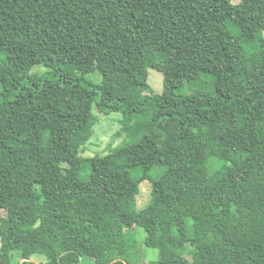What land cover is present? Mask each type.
Listing matches in <instances>:
<instances>
[{
    "label": "trees",
    "instance_id": "obj_1",
    "mask_svg": "<svg viewBox=\"0 0 264 264\" xmlns=\"http://www.w3.org/2000/svg\"><path fill=\"white\" fill-rule=\"evenodd\" d=\"M0 53V264H129L137 228L152 264H264V0H0ZM93 109L129 142L83 158Z\"/></svg>",
    "mask_w": 264,
    "mask_h": 264
},
{
    "label": "rangeland",
    "instance_id": "obj_2",
    "mask_svg": "<svg viewBox=\"0 0 264 264\" xmlns=\"http://www.w3.org/2000/svg\"><path fill=\"white\" fill-rule=\"evenodd\" d=\"M6 60L7 55L5 53H0V62ZM51 72L52 70L49 68L38 65L32 68L31 74L53 78L54 75ZM75 75L81 80V83H87L91 86H97L101 82V75L98 71L83 76L80 73H76ZM147 82L154 94H161L163 90V76L159 71L155 69H149ZM180 94H189L188 88H183V90L180 91ZM93 113L98 118V122L93 127L92 136L84 146V151L80 152L79 156L83 158H90L96 155H105L112 148L120 146L125 142H129V140L126 139L125 134L121 132V114H99L95 109H93ZM221 166V161L214 158L209 160V171L211 173L219 169ZM161 171L162 168H154L151 171L150 178L156 179ZM89 172V169L85 168L81 174L82 178L87 179ZM150 191V183L148 181H143L139 186V193L136 197V208L138 210H141L147 206L151 197ZM144 237L145 233L141 229L137 228V230H133L130 240L135 246L129 248L126 256V261H128L129 264H152V262L157 260V250L149 249L143 246ZM40 260L42 259H36L35 261L39 262Z\"/></svg>",
    "mask_w": 264,
    "mask_h": 264
},
{
    "label": "water",
    "instance_id": "obj_3",
    "mask_svg": "<svg viewBox=\"0 0 264 264\" xmlns=\"http://www.w3.org/2000/svg\"><path fill=\"white\" fill-rule=\"evenodd\" d=\"M29 261H31V262H33L35 264H39V262H37V261H35L33 259H30ZM116 261H121V262H124L126 264V262L123 259H116V260L112 261L110 264H113ZM22 262H23V260L20 263H22Z\"/></svg>",
    "mask_w": 264,
    "mask_h": 264
}]
</instances>
